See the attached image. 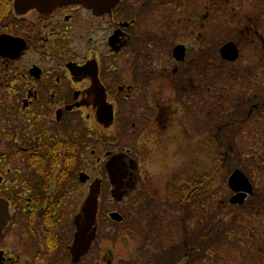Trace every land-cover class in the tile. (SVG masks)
<instances>
[{
  "label": "flooded vegetation",
  "instance_id": "af4514ba",
  "mask_svg": "<svg viewBox=\"0 0 264 264\" xmlns=\"http://www.w3.org/2000/svg\"><path fill=\"white\" fill-rule=\"evenodd\" d=\"M221 1L237 5L236 26L255 36L251 44L263 51L264 64V0ZM201 4L203 18L196 16L193 33L180 37L181 6L197 12ZM150 12L159 22L152 32L144 29ZM212 15L213 0H120L103 15L79 5L21 12L16 0H0V264H99L88 261L99 235L114 238L125 223L122 212L138 225L158 205L153 188L160 182L168 207L181 209L178 169L198 131L190 121L182 128L174 108L155 105L166 87L164 62L153 51L170 45L173 74L166 81L176 90L181 81L195 83L196 75L207 81ZM229 43L237 59L221 58L234 64L236 43L220 49ZM177 46L182 60L173 56ZM104 105L112 114L108 125ZM123 135L128 144L114 148ZM203 144L207 152L212 137ZM108 172L113 178L106 196ZM80 173L88 175V185L100 180L98 230L92 248L73 262L74 217L85 196L73 175ZM191 178L195 185L196 174ZM192 203L191 197L184 209ZM113 212L123 221H113ZM260 253L252 251L253 258Z\"/></svg>",
  "mask_w": 264,
  "mask_h": 264
},
{
  "label": "rangeland",
  "instance_id": "374dc122",
  "mask_svg": "<svg viewBox=\"0 0 264 264\" xmlns=\"http://www.w3.org/2000/svg\"><path fill=\"white\" fill-rule=\"evenodd\" d=\"M198 6L197 12L189 10L192 7L185 10V6H181L180 37H185L183 33H193L196 16L203 18V4ZM251 6L246 3L245 11H250ZM148 14L144 29L152 32L159 27L158 16ZM212 17V74L207 81L204 75H196L195 83L183 85L186 80L181 81L176 90L166 81L173 74V66L167 63L170 45L163 44L158 52L155 48L153 51L160 53L159 58L164 62L161 76L166 87L165 96L156 100L155 105L174 108L182 128L186 129L190 121L198 131L197 137L191 138L190 146L194 144V147L190 157L180 160L179 183L186 184L189 180L192 183L191 176L203 177L207 171L215 177L210 181L207 197L195 198L187 212L184 208L172 210L167 205L163 182L154 185V203L158 205L145 211L138 225L131 224L128 213L122 212L124 225L117 229L114 238L101 233L94 255L91 253L88 261L99 264H106L104 259L112 264H264V64L260 60L263 51H255L251 44L255 36L250 35L246 27L240 31L236 26V4L213 0ZM226 41L235 42L239 48L240 56L234 64L224 63L220 56V47ZM209 135L222 146L224 156L220 166L214 164L215 145L207 152L203 147ZM128 141L129 137L123 135L114 148ZM234 169H240L255 189V194L240 206L228 203L231 194L226 179ZM73 176L75 188L85 195L88 184L81 185L76 175ZM103 177L108 196L110 183L107 175ZM69 186L73 188V184ZM200 240V244L194 245ZM256 244L261 250H253ZM252 251L261 253L254 259Z\"/></svg>",
  "mask_w": 264,
  "mask_h": 264
},
{
  "label": "water",
  "instance_id": "95a60500",
  "mask_svg": "<svg viewBox=\"0 0 264 264\" xmlns=\"http://www.w3.org/2000/svg\"><path fill=\"white\" fill-rule=\"evenodd\" d=\"M118 3V0H17L16 8L21 11H26L30 8H37L41 12H47L56 6L67 4H79L85 8L91 9L97 15L109 13ZM220 54L224 60L237 59L238 52L235 46L231 43L225 44L220 49ZM173 56L176 60L183 59V47L177 46L173 50ZM103 103V101H102ZM107 106L104 105L103 113L107 120L106 125L111 123V112L105 111ZM99 118V115H98ZM101 121V120H100ZM102 122V121H101ZM103 123V122H102ZM113 178V175H109ZM79 181L85 183L88 175L80 173L78 175ZM227 185L233 192V196L229 199L232 205H241L244 203L248 195L253 194V187L248 177L239 169H235L228 176ZM100 194V181H94L89 186V190L80 208L74 218L75 233L72 244L70 246V255L73 262H76L79 257L88 252L92 247L96 233H97V212L98 199ZM114 221H122V217L118 213H111L109 215Z\"/></svg>",
  "mask_w": 264,
  "mask_h": 264
},
{
  "label": "trees",
  "instance_id": "16d2710c",
  "mask_svg": "<svg viewBox=\"0 0 264 264\" xmlns=\"http://www.w3.org/2000/svg\"><path fill=\"white\" fill-rule=\"evenodd\" d=\"M216 141H218V140L216 138H213V143L215 145L214 146V148H215L214 164L220 166L223 164L222 162H223L224 152L221 151L222 146L217 145ZM206 178L207 177L205 175H203V177H199L197 175L195 178L196 179L195 185L190 183V180H189L186 184H181L179 186L180 197H181V201H180L181 209L186 208L188 206L187 203H190L191 197H192V200H194L195 198L198 199V198L202 197L204 199L207 197V195H208L207 189H209V187H208V185L205 184ZM213 178L215 179L214 176H211V179H213ZM194 186H195V188H194ZM190 195H191V197H190ZM196 244L198 245L199 242L195 243V245Z\"/></svg>",
  "mask_w": 264,
  "mask_h": 264
}]
</instances>
